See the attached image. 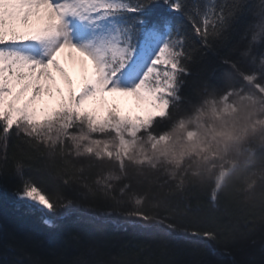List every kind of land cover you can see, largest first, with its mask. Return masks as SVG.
Wrapping results in <instances>:
<instances>
[{
  "label": "snow or ice",
  "instance_id": "snow-or-ice-1",
  "mask_svg": "<svg viewBox=\"0 0 264 264\" xmlns=\"http://www.w3.org/2000/svg\"><path fill=\"white\" fill-rule=\"evenodd\" d=\"M224 67L238 81L221 80ZM45 95L58 106L39 118ZM127 97L152 111L122 116L115 101ZM89 101L107 106L103 117ZM10 181L49 228L73 209L120 215L204 241L229 264H264L237 261L232 247L264 255V0H0V190ZM201 213L217 227L177 222ZM64 244L73 259L0 223V264H222L203 249L177 259L167 238L135 259L79 233Z\"/></svg>",
  "mask_w": 264,
  "mask_h": 264
},
{
  "label": "trees",
  "instance_id": "trees-1",
  "mask_svg": "<svg viewBox=\"0 0 264 264\" xmlns=\"http://www.w3.org/2000/svg\"><path fill=\"white\" fill-rule=\"evenodd\" d=\"M229 72L230 70L224 67L218 73V77L225 81H238L239 78L235 75L229 78L227 75ZM188 91L195 92L198 89L192 86ZM12 183L14 182H9L7 191L0 190V223L5 226L8 232L15 233L17 236L30 233L35 239L44 242L46 250L65 248L64 259L71 260L77 255L78 249L74 246H65L64 241L70 233H79L85 240L95 241L110 256H119L127 253L129 254V259H135L136 257L132 254L139 251L140 245L145 243L154 245L161 239L167 238L178 246L179 254L176 257L177 259L194 261L202 258L196 255V250L203 249L207 253L203 258L214 262H222V264H229L230 262L228 256L213 254L211 250L205 247L204 241H198L194 238L165 237L164 233L155 227H141L139 223L134 225L120 215L110 216L107 221H104L103 217L93 218L89 213L73 209L67 214L52 217L55 227L49 228L43 224L40 213H29L24 206L18 204L11 195ZM192 195H203V192L201 190L192 193ZM177 222L190 228L217 227V222L204 213L178 218ZM232 247L237 261H260L264 259V255L260 252L259 244L248 246L245 241H241ZM139 258L143 259L144 256Z\"/></svg>",
  "mask_w": 264,
  "mask_h": 264
},
{
  "label": "rangeland",
  "instance_id": "rangeland-1",
  "mask_svg": "<svg viewBox=\"0 0 264 264\" xmlns=\"http://www.w3.org/2000/svg\"><path fill=\"white\" fill-rule=\"evenodd\" d=\"M79 57V54L76 53ZM62 64H65L67 59V53L61 54L59 57ZM88 72L90 74L91 72V63L88 62ZM57 77V82L59 86L64 90V94L67 95L68 88L67 85L63 82V80L60 78L58 73H54ZM73 80H74V88L76 91H79L80 85L83 82V74L82 73H74L73 74ZM108 103L111 104L114 102V98L111 95L106 96ZM115 102L118 103L120 114L122 116H130L133 119L137 116L146 117L151 109L148 108V106L140 101H137L133 97H127V98H120L117 99ZM56 100H50L47 95L44 96L43 102L38 104V117L43 118L45 115H47L52 109L57 107ZM87 109L89 111L95 112V114L98 117H103L105 114V110L107 106H101L97 101H89L86 105Z\"/></svg>",
  "mask_w": 264,
  "mask_h": 264
},
{
  "label": "bare ground",
  "instance_id": "bare-ground-1",
  "mask_svg": "<svg viewBox=\"0 0 264 264\" xmlns=\"http://www.w3.org/2000/svg\"><path fill=\"white\" fill-rule=\"evenodd\" d=\"M77 56V54H75ZM78 57V56H77Z\"/></svg>",
  "mask_w": 264,
  "mask_h": 264
}]
</instances>
